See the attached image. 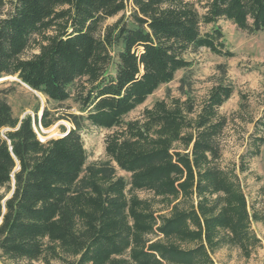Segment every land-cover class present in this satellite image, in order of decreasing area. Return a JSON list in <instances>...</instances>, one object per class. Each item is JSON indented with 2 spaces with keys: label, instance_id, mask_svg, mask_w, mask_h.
Here are the masks:
<instances>
[{
  "label": "trees",
  "instance_id": "trees-1",
  "mask_svg": "<svg viewBox=\"0 0 264 264\" xmlns=\"http://www.w3.org/2000/svg\"><path fill=\"white\" fill-rule=\"evenodd\" d=\"M204 1L201 16L186 0H0V78L17 77L55 103L74 100L85 114L68 116L73 128L44 144L31 116L20 121L0 101L2 259L214 264L212 254L223 247L245 258L262 247L252 224L264 215L250 207L237 168L220 164L229 120L219 109L233 96L232 85L214 86L199 105L191 98L157 101L141 119L125 121L190 66L189 50L233 57L221 29L202 34V25L226 20L250 34L264 31V0ZM115 46L121 47L116 63ZM29 49L38 53L25 59ZM247 100L238 113L244 122ZM48 116L43 112L36 125L51 127ZM84 122L113 131L109 161L86 167ZM250 123L254 158L264 147V105ZM247 171L242 162L239 172ZM13 180L4 201L1 188L12 190ZM139 191L154 198L142 200Z\"/></svg>",
  "mask_w": 264,
  "mask_h": 264
},
{
  "label": "rangeland",
  "instance_id": "rangeland-1",
  "mask_svg": "<svg viewBox=\"0 0 264 264\" xmlns=\"http://www.w3.org/2000/svg\"><path fill=\"white\" fill-rule=\"evenodd\" d=\"M186 1L193 4L201 16L204 14V0ZM126 15H129V10ZM121 16L108 19L104 27L113 25ZM214 27H219L223 32V42L234 54L233 57L218 56L206 48L197 51L189 50L184 54V58L190 62V66L179 71L171 83L161 86L144 105L127 115L125 121L141 119L144 110L152 107L157 101L166 98L181 100L191 98L199 105L214 86L220 83L232 85L233 96L219 109V114L229 120L222 137L223 157L220 164L225 169L237 168L250 207L264 215V147L261 148L259 156L249 157L252 136L257 135L254 123H250V119L257 120L264 105V31L250 34L229 21L220 20L215 26L202 25L201 33L210 32ZM120 49V46L112 49L114 63L117 61V53ZM37 53L38 50L29 49L23 57L29 59ZM114 67L115 65L111 67V72H114ZM74 89L75 87L71 88V90ZM243 96L248 99L247 105H249V109L243 111L247 122L242 121L238 115ZM0 101L8 103L14 117L20 121L31 116L34 130L44 144L63 137L73 128L66 119L68 116L84 114L81 112L80 105L74 100L64 103L52 102L42 93L32 90L17 77L12 76L0 78ZM45 111L49 113L48 120L54 121V124L47 129L40 123L38 125L35 123L36 118L40 120ZM53 128L57 130V133L59 132V136L53 137L52 133H48ZM6 131L8 129L3 130L2 133ZM112 133L113 131L99 129L87 122L83 123L80 135L88 157L86 167L109 161L105 147L106 139ZM242 162L248 169L245 173L239 172ZM117 175L124 177L127 181L130 180V175L120 169H117ZM14 185L13 180L12 190L1 188V193L6 196L4 201L12 196ZM136 195L142 200L154 198L152 193L145 191H139ZM155 208L165 210L162 205ZM167 212L168 210L164 211V213ZM252 228L262 241L261 248L257 249L250 258H245L238 248L223 247L212 254L214 264H264V222H253ZM0 264L14 263L0 257Z\"/></svg>",
  "mask_w": 264,
  "mask_h": 264
},
{
  "label": "bare ground",
  "instance_id": "bare-ground-1",
  "mask_svg": "<svg viewBox=\"0 0 264 264\" xmlns=\"http://www.w3.org/2000/svg\"><path fill=\"white\" fill-rule=\"evenodd\" d=\"M56 131H55V128H53V129L49 130L48 133H52V136L54 137V136L58 135V133H59V132L57 133Z\"/></svg>",
  "mask_w": 264,
  "mask_h": 264
},
{
  "label": "water",
  "instance_id": "water-1",
  "mask_svg": "<svg viewBox=\"0 0 264 264\" xmlns=\"http://www.w3.org/2000/svg\"><path fill=\"white\" fill-rule=\"evenodd\" d=\"M17 170H19V167L17 168ZM1 222V221H0Z\"/></svg>",
  "mask_w": 264,
  "mask_h": 264
}]
</instances>
